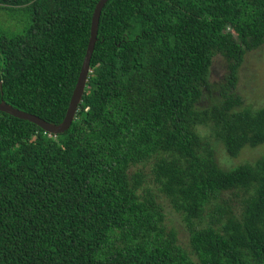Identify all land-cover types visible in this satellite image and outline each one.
I'll return each mask as SVG.
<instances>
[{
    "label": "trees",
    "instance_id": "16d2710c",
    "mask_svg": "<svg viewBox=\"0 0 264 264\" xmlns=\"http://www.w3.org/2000/svg\"><path fill=\"white\" fill-rule=\"evenodd\" d=\"M98 2L0 0V102L64 120ZM261 46L264 0H109L71 127L0 111V264H264V156H217L264 144L234 92Z\"/></svg>",
    "mask_w": 264,
    "mask_h": 264
},
{
    "label": "rangeland",
    "instance_id": "374dc122",
    "mask_svg": "<svg viewBox=\"0 0 264 264\" xmlns=\"http://www.w3.org/2000/svg\"><path fill=\"white\" fill-rule=\"evenodd\" d=\"M3 16L0 12V20L5 21L6 25L10 24L7 22L8 17ZM229 75V68L227 61L221 57L217 56L213 59L212 65V78L211 80L215 83L216 87L214 89L215 95L219 96V88L221 85L227 83ZM236 95L241 98L243 102L242 106L237 107V109H242L244 107L250 106L254 109L264 107V46H261L257 50L250 51L245 55V59L238 70L237 85L234 89ZM215 100L213 97H208L204 101L207 106L213 103ZM218 156L219 164L224 168H230L234 165L253 163L264 156V144L251 148L247 147L242 150L236 158H229L224 151H220ZM145 171H149V169ZM168 205V204H167ZM172 220L171 215L169 216ZM176 225L180 228V239L181 242L187 241V232L179 220L175 217Z\"/></svg>",
    "mask_w": 264,
    "mask_h": 264
},
{
    "label": "water",
    "instance_id": "95a60500",
    "mask_svg": "<svg viewBox=\"0 0 264 264\" xmlns=\"http://www.w3.org/2000/svg\"><path fill=\"white\" fill-rule=\"evenodd\" d=\"M108 1L109 0H99V2L95 7L91 22L90 38H89L86 54L64 120L60 124H53L45 121L44 119L34 114H30L28 112L14 108L12 105L8 104L4 100L0 102L1 112H5L16 118L32 122L37 126H39L46 133H49L51 135L62 134L71 127L78 112L79 106L82 102L83 95L86 89L87 80L90 73V63L94 53L96 42L98 40V29H99L100 18H101L102 10Z\"/></svg>",
    "mask_w": 264,
    "mask_h": 264
}]
</instances>
